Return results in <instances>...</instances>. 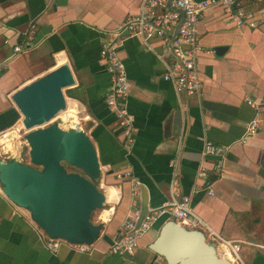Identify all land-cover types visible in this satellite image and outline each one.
Wrapping results in <instances>:
<instances>
[{
	"label": "crops",
	"instance_id": "crops-1",
	"mask_svg": "<svg viewBox=\"0 0 264 264\" xmlns=\"http://www.w3.org/2000/svg\"><path fill=\"white\" fill-rule=\"evenodd\" d=\"M141 1L0 2V133L20 117L11 94L67 62L75 83L68 88L69 101L60 115L76 118L77 122L66 125L79 124L94 142L101 170L96 186L106 197L93 223L102 222V211L105 221L94 250L87 254L63 245L56 253L50 252L30 222L29 212L17 211L0 194V264H167L148 249L162 218L138 238L133 254H110L108 248L128 214L140 206V195L133 194L132 180L124 173H133L146 187L148 208H157L172 198L169 167L175 158L176 197H190L194 213L206 224L201 230L208 228L239 240L241 252L247 254L264 250V0L243 1L255 27L236 25L220 6L200 17L196 30L203 51L196 58L200 90L194 96L178 95L162 79V57L166 58L168 49L160 38L145 42L129 37L118 42V55L127 72L126 101L135 127L126 152L121 128L105 102L110 79L99 49L114 29L139 12ZM30 24L35 25L31 47L15 54L13 45ZM219 47L223 49L216 54ZM255 112L260 120L258 131L242 144L238 140ZM206 141L229 146L223 174L212 184L213 195L206 191V180L197 175L203 168L208 179L216 178L215 159L202 153Z\"/></svg>",
	"mask_w": 264,
	"mask_h": 264
},
{
	"label": "water",
	"instance_id": "water-1",
	"mask_svg": "<svg viewBox=\"0 0 264 264\" xmlns=\"http://www.w3.org/2000/svg\"><path fill=\"white\" fill-rule=\"evenodd\" d=\"M222 49L216 48V54ZM74 83L69 64L63 62L11 94L27 131L29 162L0 158V186L4 196L28 210L30 218L49 236L92 243L103 222L93 223L91 214L106 205L105 193L96 186L101 174L97 148L80 126L62 129L50 123L66 109L64 89ZM130 147L123 148L129 152ZM67 166L76 171H68ZM169 168L172 176L174 167ZM129 172V178L134 179ZM137 188L140 206L136 228L149 211L146 187L137 181ZM160 218L163 223L148 249L167 264H232L218 254L215 242L202 230L186 228L167 215ZM249 264H264V254L256 253Z\"/></svg>",
	"mask_w": 264,
	"mask_h": 264
},
{
	"label": "built area",
	"instance_id": "built-area-1",
	"mask_svg": "<svg viewBox=\"0 0 264 264\" xmlns=\"http://www.w3.org/2000/svg\"><path fill=\"white\" fill-rule=\"evenodd\" d=\"M243 1L245 0H142L139 12L128 17L120 26L114 29L111 38L102 41L99 56L105 64L110 79V87L105 102L108 109L115 115L121 128L124 148L129 149L131 146L135 127L133 117L128 111L126 101L128 94L127 72L122 59L118 55V42L129 37H138L145 42L154 37L160 38L165 48L168 49V57H162L164 63L162 79L170 82L178 95L194 96L200 90L196 58L203 51L198 43L196 30L200 17L209 8L220 6L236 25L247 24L250 27H255L256 22L251 19L250 12L244 9ZM34 30L35 25L30 24L28 30L21 34L18 42L13 45L15 54L26 51L31 47ZM9 41V39L5 40L6 43H9ZM245 101L251 107L257 108L255 102L250 98H245ZM259 123L258 114L255 112L248 121L238 142L243 144L248 138L256 134ZM13 128H16L17 137L15 140L19 142V146L17 150L6 149L4 148L5 145L0 142V158L3 160L16 158L21 161L24 153H27V142L25 140L27 131L21 120L18 119L12 126L1 132L0 137ZM228 150L229 146L214 144L211 141L204 143L203 155H209L215 159L213 172L216 178L208 179V173L203 168L198 171L197 175L199 178L206 180L205 188L210 195L213 194L212 184L214 180L219 179L223 174V159ZM170 166L174 167L170 183L172 198L160 207L149 209L137 228L136 221L139 216V209L132 210L111 242L108 248L110 254H133L137 247L138 238L145 234L152 224L163 215H167L186 228L201 230V227H206V224L192 210L190 197H176L179 195L177 189L179 174L176 158L171 160ZM124 176L131 177V173L127 171ZM131 180L133 182V194H138L137 181L133 178ZM0 194L4 195L1 186ZM11 204L19 212V209L26 210L13 202ZM30 222L37 231L43 246L52 253H56L62 245L79 253L88 254L94 250V242H70L63 238L51 237L31 218ZM204 233L209 240L215 242L220 256H225L232 264H246L241 256L242 248L239 240L223 237L208 228Z\"/></svg>",
	"mask_w": 264,
	"mask_h": 264
},
{
	"label": "bare ground",
	"instance_id": "bare-ground-1",
	"mask_svg": "<svg viewBox=\"0 0 264 264\" xmlns=\"http://www.w3.org/2000/svg\"><path fill=\"white\" fill-rule=\"evenodd\" d=\"M68 114V113H67ZM59 117H60V119L62 120V122L66 125V124H70V121L71 120H75L76 122H77V119L75 118H72L71 119V115L70 116H68V115H60L59 114ZM68 122V123H67ZM76 122H73V124L74 123H76ZM79 126V124H74L73 126H70L71 128L72 127H78ZM16 137H17V132H16V128H13V129H11V130H9V131H7V132H5L4 133V135L3 136H1L0 137V142L1 143H3L4 145H5V147L4 148H6V149H13V150H17V147L19 146V142H17L15 139H16ZM109 194H110V192H109V190H107V198H108V196H109ZM103 212L104 211H102V212H100L101 214H100V219L102 220V221H105L104 219L105 218H103ZM105 214H106V212H105Z\"/></svg>",
	"mask_w": 264,
	"mask_h": 264
},
{
	"label": "rangeland",
	"instance_id": "rangeland-1",
	"mask_svg": "<svg viewBox=\"0 0 264 264\" xmlns=\"http://www.w3.org/2000/svg\"><path fill=\"white\" fill-rule=\"evenodd\" d=\"M64 95H65L67 101H69V100H68V89H64ZM60 113H62V111H61ZM60 113H59V114H60ZM59 114L56 115L55 117H53V118L51 119L50 123H56V124H58L62 129H68V128H71V127H69L68 125H65V124L62 122V120H61L60 117H59ZM21 161L24 162V163H28V162H29V160H28V158H27V153H26V152L24 153L23 158L21 159ZM67 169H68V171H76V168H73V167H70V166H67ZM97 216H98V210L94 211V212L91 214V221H92V222H96V221H97ZM257 253H258V252H257ZM260 253L264 254V250H261ZM255 254H256V253H255ZM255 254H254V255H255ZM250 255H251V252H249V254L245 253L244 251L241 252V256H242L243 260L246 262V264H249L250 261H251V259H252V257L254 256V255H251V256H250Z\"/></svg>",
	"mask_w": 264,
	"mask_h": 264
}]
</instances>
